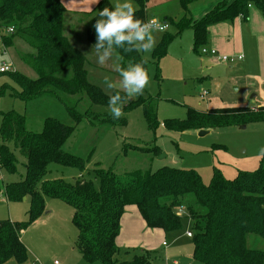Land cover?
Instances as JSON below:
<instances>
[{
	"label": "trees",
	"instance_id": "trees-1",
	"mask_svg": "<svg viewBox=\"0 0 264 264\" xmlns=\"http://www.w3.org/2000/svg\"><path fill=\"white\" fill-rule=\"evenodd\" d=\"M133 1L137 4L136 18L146 22L148 0ZM195 1L180 0L185 14L175 22L179 33L189 27L193 29L195 51L207 43L211 25L239 15L246 16L251 4L264 15V0H224L195 20L189 15V6ZM105 7L113 8L111 0H100L93 10L78 19L91 47L96 43L93 25L100 19L99 11ZM68 18V9L62 0H0V29L14 26L9 35L2 36L4 44L12 46L16 37L23 39L33 51L21 54V59L37 73L36 78H30L19 71H7L19 88L4 86L0 88V96L10 89L11 96L25 102L43 96L60 101L76 96L78 103L87 95L92 104L108 106L110 96L117 92L122 97L126 95L122 89L108 91L91 79L92 61L74 42H77L75 34L67 32V25L75 22ZM170 41V37H165L154 48L153 57L157 62L166 55ZM103 51L101 49L100 53ZM113 53L123 68L140 63L148 69L142 52L126 53L114 45ZM157 100L145 88L142 95L125 104L118 101L117 105L123 106V113L142 106L148 127L154 133L160 125L167 130L184 132L264 121V105H261L256 109L248 106L210 110L188 107L185 118H168L161 123ZM66 108L75 122L73 125L47 117L39 132L27 127L24 114L16 110L0 112V175L2 171L17 173L19 159L15 150L26 158L25 174L20 180L2 188L0 177V197L5 195L9 202L22 201L26 197L30 202L28 221L0 220V264L11 258L19 262L27 260L22 233L43 212L46 198L62 199L73 208L72 221L78 230L75 247L89 263L157 264L145 250L132 259L118 258L121 248L117 238L122 218L128 207L135 206L148 228L162 230L165 234L182 231L184 219L190 220L193 255L203 264H264V251L252 248L248 241L251 234L264 237V154L257 169L240 171L232 180L215 168L209 183H205L194 169L164 166L155 171L137 169L127 175H118L101 168L98 163L93 169L98 185L83 175L73 182L62 178L47 179L52 163L77 168L81 173L86 170L85 159L63 149L83 119L94 125L127 124L125 116L117 119L110 113L91 109L81 114L76 104L66 105ZM130 149L153 156L161 153L157 144L152 147L124 145L125 153Z\"/></svg>",
	"mask_w": 264,
	"mask_h": 264
},
{
	"label": "rangeland",
	"instance_id": "rangeland-1",
	"mask_svg": "<svg viewBox=\"0 0 264 264\" xmlns=\"http://www.w3.org/2000/svg\"><path fill=\"white\" fill-rule=\"evenodd\" d=\"M117 2L123 0H111L113 6ZM132 2L137 7L136 2ZM150 19L152 17L147 16V20ZM157 19L160 23L165 22L162 18ZM79 22L76 19L73 25L68 24L67 32L69 35L75 34L74 39H77V42H74L92 61L89 67L91 79L108 91L124 90L121 87L122 78L114 70V66L119 65L117 56L112 53L104 66L99 65L98 55L103 53L97 54L86 42L85 28ZM154 35L157 40L155 48L165 37L171 38L166 55L158 62L153 57L154 50L142 52L148 64L147 72L150 78L146 88L150 95L158 98V119L161 123L168 118H185L188 107L205 110L220 106H245L242 103L244 86L238 77L241 74L237 71V61L229 63L217 60L210 54L201 53L206 46H200L198 51H195L194 33L193 37L191 31L179 33L170 22L167 30L157 31ZM29 50L32 48L19 37L15 38L12 46H6L0 37V67L8 65L11 71L17 69L26 76L35 78L37 73L21 59V54ZM233 64L234 68H230ZM106 76L115 87H108L105 83ZM4 86L19 88L10 72L0 73V88ZM10 92L8 89L0 96V112L16 110L24 114L27 127L37 132L42 130L43 121L47 117L73 125L75 122L66 105L76 104V109L81 114L88 109L109 113L108 106L92 104L87 95L78 103L76 96L64 97V101L43 96L25 102L11 96ZM204 92H208L206 99L202 97ZM123 116L127 119L126 125H94L86 118L83 119L63 149L85 159L86 170L81 173L77 168L52 163L46 178H62L73 182L83 175L85 179H92L98 185L99 180L93 173L98 163L101 168L112 170L118 175H127L137 169L155 171L164 166L194 169L200 173L205 183H209L215 168L220 169L225 178L232 180L240 171L257 169L263 158L264 153L261 152H264V121L224 125L205 134H201L200 130H167L160 125L154 133L148 127L142 106L125 112ZM125 144L140 147H152L157 144L161 153L153 156L133 149L125 153ZM15 153L19 159L18 171L14 174L2 171V188L7 183L20 180L25 174L26 158L17 150ZM29 210V200L9 202L5 195L0 197V220L28 221ZM73 211L62 199L46 198L43 212L22 234V241L28 252L27 260L19 262L11 258L3 264H54L55 261L58 264H102L85 261L75 247L78 230L72 221ZM188 230H192L191 221L184 219L182 231L165 234L163 241L167 242L166 247L161 244L162 238L152 236L151 244L145 251L154 257L157 264H203L194 258L192 239L185 235ZM248 241L252 248L264 251V237L251 234ZM141 252V249L122 248L118 258L132 259L135 254Z\"/></svg>",
	"mask_w": 264,
	"mask_h": 264
},
{
	"label": "crops",
	"instance_id": "crops-1",
	"mask_svg": "<svg viewBox=\"0 0 264 264\" xmlns=\"http://www.w3.org/2000/svg\"><path fill=\"white\" fill-rule=\"evenodd\" d=\"M62 1L72 20H80L97 5L95 0ZM223 2L224 0H197L189 6V15L193 19L199 20ZM146 13H148V17H159L170 22L177 29L175 22L184 16L185 9L180 0H148ZM183 31H191L193 37L194 31L191 27ZM2 36L3 34L0 35L1 38ZM205 46L215 48L221 54L242 55L243 58L237 60V71L241 74L238 77L243 81L244 86L242 103L245 106H251L252 109L264 105V15L260 9L255 4H251L246 16L239 15L232 20L211 25ZM32 51L29 50L26 53ZM234 66L233 64L230 68H234ZM252 93L254 95L251 96ZM207 95L204 97L205 99ZM187 232L185 235L189 237ZM152 236L162 238V246L168 245L166 241H163L165 233L162 230L148 228L137 208L135 206L128 207L123 215L121 232L117 238L120 248L148 250Z\"/></svg>",
	"mask_w": 264,
	"mask_h": 264
},
{
	"label": "clouds",
	"instance_id": "clouds-1",
	"mask_svg": "<svg viewBox=\"0 0 264 264\" xmlns=\"http://www.w3.org/2000/svg\"><path fill=\"white\" fill-rule=\"evenodd\" d=\"M100 0H95L99 3ZM137 7L132 0H123L117 2L113 8H103L99 11L100 19H97L93 25L96 34V43L92 46L94 51L99 54L103 49V54L98 55L97 63L104 66L106 61L112 56L113 46L122 48L124 52H151L157 43L154 33L162 32L167 25H161L157 18L148 21L137 19L135 12ZM122 78L121 87L124 89L125 96L122 97L119 92L109 97L108 111L114 118L123 116V106L117 105L118 101L123 104L129 100L142 95L144 89L149 84V75L144 66L140 63L132 64L127 68L119 65L114 66ZM105 83L109 88L115 87L105 77ZM264 153V152H261Z\"/></svg>",
	"mask_w": 264,
	"mask_h": 264
},
{
	"label": "built area",
	"instance_id": "built-area-1",
	"mask_svg": "<svg viewBox=\"0 0 264 264\" xmlns=\"http://www.w3.org/2000/svg\"><path fill=\"white\" fill-rule=\"evenodd\" d=\"M160 24L161 25H167V28H165L163 31L167 30L168 27H169V23L166 22V21L164 23H160ZM13 30H14V26H9V27L0 29V33L1 34L4 33L3 35H9ZM201 53L210 54V55L214 56L217 60L225 61V62H229V63H234L237 60H240V59L243 58L242 55H238V56H228L226 54H221L217 49H215V48H209V47H203ZM7 71H11L10 66L5 65L3 67H0V73H4V72H7ZM207 94H208V92H204L202 94V97H205ZM0 177H1V175H0ZM187 235L189 237H191L192 236V233L191 232H187ZM164 244H166V242H164ZM54 264H58V262L55 261Z\"/></svg>",
	"mask_w": 264,
	"mask_h": 264
},
{
	"label": "water",
	"instance_id": "water-1",
	"mask_svg": "<svg viewBox=\"0 0 264 264\" xmlns=\"http://www.w3.org/2000/svg\"><path fill=\"white\" fill-rule=\"evenodd\" d=\"M209 132V130H201L200 131V133L201 134H205V133H208ZM23 200H27V198L26 197H24V199Z\"/></svg>",
	"mask_w": 264,
	"mask_h": 264
}]
</instances>
